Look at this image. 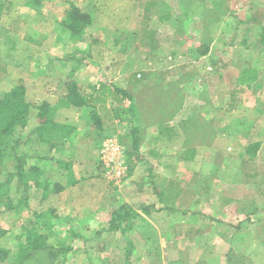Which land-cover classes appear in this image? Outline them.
Returning <instances> with one entry per match:
<instances>
[{
	"label": "rangeland",
	"instance_id": "374dc122",
	"mask_svg": "<svg viewBox=\"0 0 264 264\" xmlns=\"http://www.w3.org/2000/svg\"><path fill=\"white\" fill-rule=\"evenodd\" d=\"M11 1L0 19V94L22 80L29 101H50L51 118L73 129L62 151L29 136L37 109L17 131V152L52 164L49 178L65 188L46 198L32 189L28 208L0 212L7 246L15 251L24 228L37 223L35 212L52 208L72 218L51 219L49 228L38 223L51 244L71 242L59 264H264V0ZM72 2L92 17L79 40L62 24ZM76 59L74 77L85 86L105 80L132 93L133 116L100 104L96 126L66 100L60 104ZM244 67L259 71L258 85H238ZM134 126L139 154L131 152ZM109 139L124 148L120 179L103 157ZM59 157L71 161L76 183L67 184L66 169L59 172ZM13 162L8 157L6 168ZM168 188L181 189L173 210L157 195ZM12 194L16 202L21 192L14 186ZM122 203L156 208L133 230L89 240ZM70 223L82 237L72 238Z\"/></svg>",
	"mask_w": 264,
	"mask_h": 264
},
{
	"label": "trees",
	"instance_id": "16d2710c",
	"mask_svg": "<svg viewBox=\"0 0 264 264\" xmlns=\"http://www.w3.org/2000/svg\"><path fill=\"white\" fill-rule=\"evenodd\" d=\"M41 2V0L26 1L28 5H33L34 7H39ZM154 3L152 2V4ZM11 4V0H0V19L5 11L10 8ZM146 10H149V6ZM160 19L162 21L169 19V14H163ZM91 23L92 17L90 13L73 2L66 9L62 20V24L68 29L72 40L82 39L87 27ZM261 37V41L264 43V28ZM79 61V59H76L75 65L71 67L69 74L65 75L63 80L65 89L60 99L66 100L79 113L88 114L96 126H101V116L98 110L100 104L109 103L118 117H120L119 114L122 111L130 113L133 116L136 108L133 103L134 96L132 93L105 80H101L98 84L90 83L85 86L74 77V73L79 66ZM2 67L0 60V70H2ZM259 75V71L256 68L244 67L238 77V85L241 88H251L255 84L258 85ZM26 93L27 87L20 80L9 90H4L0 94V212L14 211L20 213L25 208H28V200L32 189L41 191L43 198H46L52 192V189L59 192L65 188V185L60 181L52 182L49 178L47 169L52 164L44 163L40 165L38 160L30 163L28 155L17 152L19 138L15 136L17 135V131L27 126L32 109H37L38 124L32 129L29 136L32 137L34 135L37 142L49 145L50 151H62L63 145L66 144V141H69L67 137L71 134L73 126L59 123L51 118L49 115L50 101L31 102L27 99ZM128 101L129 104L126 106V102ZM133 132L134 134L136 133V136L132 143L131 152L139 154L141 139L137 135V126H134ZM193 151V149L185 150V158H192ZM8 157L14 158L11 169H7L5 166V161ZM56 161L58 167H60L59 172L64 169L67 170V184L76 183L77 179L74 176L71 161L64 157H59ZM14 186L17 192H21L16 202L12 194ZM180 190L178 188L159 190L157 192L158 199L164 204L165 208L169 210L176 209L177 200L181 195ZM153 208H156L154 204L144 205L141 206V211L149 215ZM35 214L38 218L37 223L34 226L24 228V233L15 251L8 247L4 240L7 230L0 227V261L8 260L13 264H59L66 259L67 253L73 249L71 242L68 244L62 243L58 246L51 244L48 240L49 233L41 230L38 223L41 221L40 219H43V223L49 228L54 219L60 223L65 219L71 221L72 218L55 213V210L52 208L35 212ZM140 219L144 218L137 209L128 203H122L110 210L108 226L99 230L88 239L100 236L104 231L125 232L133 230L136 220ZM67 231L71 234L72 238L82 237L81 232L72 223H70ZM127 244L128 259L134 244L132 241H128ZM99 259L102 260V258ZM92 264L96 263L92 262Z\"/></svg>",
	"mask_w": 264,
	"mask_h": 264
},
{
	"label": "built area",
	"instance_id": "2783aa9c",
	"mask_svg": "<svg viewBox=\"0 0 264 264\" xmlns=\"http://www.w3.org/2000/svg\"><path fill=\"white\" fill-rule=\"evenodd\" d=\"M124 148L116 139H109L103 147V157L109 159L108 173L117 179L122 178L126 174V167L121 161V156Z\"/></svg>",
	"mask_w": 264,
	"mask_h": 264
},
{
	"label": "crops",
	"instance_id": "0c3cea01",
	"mask_svg": "<svg viewBox=\"0 0 264 264\" xmlns=\"http://www.w3.org/2000/svg\"><path fill=\"white\" fill-rule=\"evenodd\" d=\"M59 100H60V98H59ZM59 100H58V101H59ZM62 103H63V99H62V102H61L60 104H62ZM71 107H72V109H73L72 111H76V110L74 109L73 106H71ZM76 113H79V112L76 111ZM139 212L142 214V216H145V217L148 216L147 214L143 213L142 211H139Z\"/></svg>",
	"mask_w": 264,
	"mask_h": 264
}]
</instances>
